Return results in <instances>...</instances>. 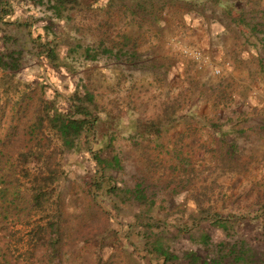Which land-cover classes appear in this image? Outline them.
<instances>
[{"label": "rangeland", "instance_id": "374dc122", "mask_svg": "<svg viewBox=\"0 0 264 264\" xmlns=\"http://www.w3.org/2000/svg\"><path fill=\"white\" fill-rule=\"evenodd\" d=\"M54 2L0 0V264H264V0Z\"/></svg>", "mask_w": 264, "mask_h": 264}, {"label": "trees", "instance_id": "16d2710c", "mask_svg": "<svg viewBox=\"0 0 264 264\" xmlns=\"http://www.w3.org/2000/svg\"><path fill=\"white\" fill-rule=\"evenodd\" d=\"M65 1L66 0H55V2L52 4V8L54 9V12L56 14H58L60 12V10L62 9V6L65 4ZM259 25H260L259 23H256V24H253L252 27H253V29H258L257 27ZM13 55H14V53L10 54L8 57L10 59H12L13 61H15V59L12 57ZM50 55H53V52H51ZM1 59L2 58L0 57V64L4 67H9V64L7 62H1ZM12 65H14V64H12ZM78 112L81 113V116L79 115V117L71 118V117L54 116V117L49 118L47 120L50 127L57 132L58 137L60 138L63 146H65V147H69V148L72 147L74 145L75 139H77L82 134V132L84 130L89 131V130L93 129L91 122H89L85 117L82 118V114L87 115V113L84 111V109L82 107H78ZM38 128H39V126H38ZM2 143H4V142H2ZM29 149L33 150L32 147H29ZM34 149H37V147H34ZM45 169H47V176H45L43 178V181L52 180V178L50 176L52 171L50 170V168L47 164H45ZM36 182H38V175L33 176L31 178V183L33 186L36 185ZM11 183L14 185V182H11ZM140 186H141V184H138V189L136 190V193L139 194L138 197H140V196L142 197V195H143L142 191L140 190L141 189ZM32 192L33 193L28 194V201H30L32 203H34V202L37 203L39 201V194H37V193H39V190L34 189ZM42 195H44V194H42ZM204 237H206V236H204ZM152 249L155 252L160 253L161 255H164V257L167 259L174 257L170 252L165 250L162 247V245H159L157 243L152 244ZM152 249L150 250L151 253H152ZM192 255H195V254L192 253V254H189L188 256L192 257Z\"/></svg>", "mask_w": 264, "mask_h": 264}, {"label": "crops", "instance_id": "0c3cea01", "mask_svg": "<svg viewBox=\"0 0 264 264\" xmlns=\"http://www.w3.org/2000/svg\"><path fill=\"white\" fill-rule=\"evenodd\" d=\"M134 58H135L134 55L130 56V59H134Z\"/></svg>", "mask_w": 264, "mask_h": 264}, {"label": "built area", "instance_id": "2783aa9c", "mask_svg": "<svg viewBox=\"0 0 264 264\" xmlns=\"http://www.w3.org/2000/svg\"><path fill=\"white\" fill-rule=\"evenodd\" d=\"M192 55H197L198 56V53H195V54L192 53Z\"/></svg>", "mask_w": 264, "mask_h": 264}]
</instances>
